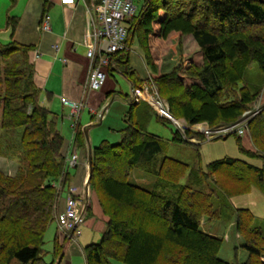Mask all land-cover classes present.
<instances>
[{
    "label": "trees",
    "instance_id": "trees-1",
    "mask_svg": "<svg viewBox=\"0 0 264 264\" xmlns=\"http://www.w3.org/2000/svg\"><path fill=\"white\" fill-rule=\"evenodd\" d=\"M17 22L18 16L9 15V36L0 38V157L16 160L18 165L13 176L0 171V264L12 259L25 264H59L70 238L63 234L53 237L50 262L43 260L42 246L47 227L59 212L61 192L67 191L71 180L63 153L65 138L55 113L40 102L41 89L29 58L32 45L13 37ZM185 33L199 47L201 61L191 60L185 67L178 64L160 75L142 78L130 65L126 48L111 53L106 78L119 70L134 88L147 83L167 99L173 115L189 123L232 122L264 87V0H143L129 20L126 44L130 48L136 37L145 63L156 73L152 38L162 39L163 44L169 36ZM256 74L260 80L251 79ZM261 106L248 122L261 155L244 148L240 135L236 139L242 152L264 160V104ZM153 112L168 120L148 101L130 97L120 139L103 138L92 148L88 183L107 219L99 241L83 248L85 264H110L111 260L231 264L218 257L222 238L204 232L200 219L214 214L212 192L222 196V205L253 188L264 195V165L222 157L203 169L198 150V165L181 184L179 177L187 164L163 155L165 140L146 128ZM78 119L73 139L77 152L85 150ZM172 139L187 141L177 130ZM136 167L154 176L153 189L130 181ZM234 214L235 230L248 252L241 264H264L261 220L245 207L236 208Z\"/></svg>",
    "mask_w": 264,
    "mask_h": 264
},
{
    "label": "crops",
    "instance_id": "crops-1",
    "mask_svg": "<svg viewBox=\"0 0 264 264\" xmlns=\"http://www.w3.org/2000/svg\"><path fill=\"white\" fill-rule=\"evenodd\" d=\"M87 1L88 0H16L11 3L10 0H6V5L1 9V14L4 9L5 12L0 18V35L6 36H0V38H8L10 29L6 25L7 17L9 15H16L18 16V22L13 37L21 43L32 45L31 50H29V58L34 65V80L41 89L40 102L48 106L57 117V127L65 138V147L63 149L65 155L71 153L74 147L70 146V128L68 126L71 107L61 101V96H65L70 100L83 99V108L81 111L87 109L91 115V117L85 114L82 115L81 111L79 113L78 120L82 130L85 126H89L88 137L85 135L86 149L85 151L79 150L78 164L69 169L71 180L67 191L64 190L61 192L58 211L63 209L65 199L68 194L72 192L70 190L74 189L72 194L77 196L76 194L80 189V185L84 180L88 179V143L91 144L92 148L95 146L96 133L93 131L94 128L100 124V120L110 115L111 107L115 103L120 106L119 113H122L125 106L128 105L125 99V101L119 100L117 95L120 91L115 90L117 79L114 73L119 72L121 74L119 70H113V74L107 77L105 83L99 89L87 90L83 93V86L88 71V59L86 57V46L84 44ZM43 12L49 14L50 27L48 30H43L40 27ZM132 64L134 67L135 63ZM112 66L115 67V64L113 63ZM151 74L157 75L156 73H140L139 76L145 78ZM128 83L130 86L129 96L131 95L132 84L130 80H128ZM110 93H114V95H112L110 101L107 102ZM47 94L50 95V98H47ZM146 94V92L142 93L141 99L151 104L146 98ZM64 106L68 107L69 112H64ZM112 125H114V123L106 125L105 128L107 132H115V127ZM103 138L107 139V137H102L101 139ZM246 138L248 137H244L243 144L246 149H249V143ZM17 166L16 160L0 157V171L3 173L13 176L16 173ZM84 201L85 204L83 207H85L86 215L84 218L86 220L82 225L85 224L87 228H92L95 232L90 239L83 240L82 242L79 241L80 236L75 240L71 239L66 248V250L68 249V255L63 256L59 264H72L75 258L73 251L70 249L71 246L76 245L78 248H82V245L88 244L90 240L94 242L95 239L93 238H95L97 234L101 236L104 229L107 218L101 212L97 201H92L93 203L91 206L88 205L87 199ZM53 222L56 223L55 219ZM99 222L102 223L99 224ZM53 235H57L61 238L62 233L59 228H57V224ZM81 251H83V249H81Z\"/></svg>",
    "mask_w": 264,
    "mask_h": 264
},
{
    "label": "rangeland",
    "instance_id": "rangeland-1",
    "mask_svg": "<svg viewBox=\"0 0 264 264\" xmlns=\"http://www.w3.org/2000/svg\"><path fill=\"white\" fill-rule=\"evenodd\" d=\"M3 1L0 0V18H1V15L5 12V9H4V11H2V14H1L2 7L6 5L5 4L6 0H3ZM133 2L139 11L142 6L143 0H133ZM0 36H6V35H0ZM2 39H7V38H2ZM162 41H163L162 39H159L156 37L152 38L151 40L152 45H154L152 49L153 50L152 53H153V58L156 57L153 60L156 65L155 67L157 68V72H156L157 75H160L164 72L172 70L173 67L178 64H182L183 67H185L186 65L190 63L191 60L201 61L200 52L198 50L199 47L197 46L196 42L194 41V39L192 38L190 34H187V33L174 34L171 37L169 36V38H167V40L163 44H162ZM126 48L129 49V55H130L129 63L132 66H133L132 63H135L136 67L135 66L134 67L138 70L139 72L138 75H140V73H147V74L152 73L151 68L145 63L143 59L141 48L137 42L136 37L133 39L132 43L130 44V48L127 46V44H126ZM253 66L254 67H251L252 71L256 68L255 64H253ZM114 75H115V78L117 79V82L115 84V90L120 91L117 96L119 100H122V101L126 100L128 103V99H130V96H127L126 98H124L123 93L127 92L129 94V91H130V86L128 83L129 79L122 73L120 74L119 72H115ZM260 78H261L260 74H256V76H254L251 79L260 80ZM0 88H1V84H0ZM112 95H114V93H110V96L108 97L107 102L110 101ZM156 98H158V100L161 99L160 101L163 100L162 103H164L165 107L168 108L169 113L173 115L170 112L169 103L167 99L165 97L159 96L158 93L156 95ZM257 103H260V105L264 104V87H263V90L259 92L256 95V97L250 102L249 107L246 110H244L237 119L233 121L245 118L249 122V120L253 117L251 116L250 111L252 110L254 105ZM127 109H128V105L125 106V109L122 113H119L120 106L117 103H115L111 107L110 115L107 118H104L103 120H100V121L98 120L100 124L97 125L96 128H94L93 130L96 133V138H95V143H94L95 146L96 144H98V142L101 140L102 137H107V139L110 140L111 142H117L120 139L119 129L125 124L123 121V116ZM64 110H65L64 111L65 113L69 112V109L66 106H64ZM81 114L82 115L85 114L86 116L88 115L89 117H91L87 109L81 111ZM173 116L177 118L178 120H180L181 122L189 123L183 117H177L175 115ZM113 123L114 125L112 126L115 127V132H107V129L105 128L106 125L113 124ZM199 123L205 124V126L211 125L206 121H201ZM68 126L70 128V146L76 149L74 140L71 141V138L73 136V129H71L69 122H68ZM146 128L148 131L161 136L165 140L166 142L165 147L162 151L163 155H167L169 157L178 159L184 162L185 164H187V167L185 168L186 170L179 177V182L181 184H184L186 182V179H187V176L190 170L195 165H198V158H197L198 150L200 153L199 165L203 169L206 168V165L210 161L221 159L222 157H233V158L243 159L259 167L264 165V160L262 158L250 157L239 149V147L237 146L236 134H229L225 138H221V136L210 138V137H206L203 134V132H201V127L199 126H196L194 128L191 127L187 130V133L189 132L187 136H191L195 134V136H198L197 140H201L199 143V147H196L195 142L173 140L172 135H173V131L176 130V125L172 121L159 119V117L154 112L151 115L149 121L147 122ZM199 135L201 136L203 135V138H200ZM245 136L248 137L246 139L248 140V143H249V150L256 152V150L258 149L255 146L253 137L249 129L246 132V135L241 136L242 144L244 142ZM261 144L264 147V143H261ZM244 148L246 147L244 146ZM257 152L260 153L261 151L258 150ZM259 155H261V153ZM78 160H79V156H78ZM87 180H84L83 183L80 185V189L77 191V194H76L77 196L72 194L73 198L78 201L79 208H82V209L84 208L83 206L85 204L84 203L85 198H84L83 193H84L86 185L89 186V195L87 197L88 205L91 206V204L93 203L92 201H95V199L92 196L90 185ZM130 181L146 189H153L155 178L154 176L148 175L140 167H136L131 173ZM214 193L215 192H212V196H213L212 197V207H213L214 214L211 216L204 215L201 217L200 219L201 229L204 232H208L209 234L222 238V244L218 250V257L220 259L228 263H231V264H241L246 261L248 257V252L246 248L243 246L242 238L237 234L235 230L234 211L236 208H239V207L249 208L253 212V214L259 220H261L260 221L261 223H259V225L261 226V231L264 235V195L256 188H253L251 189V191H249L246 194L239 195V196H233V197H230V199L228 198L229 200L227 201L228 204L222 205L223 201L220 200L222 196L219 197V194H217L218 196L217 197L216 195H214ZM65 206H66V200L64 202L63 210L65 209ZM79 208H78V211L80 210ZM85 220L86 219L84 218L83 222L77 225L76 229H78L80 233L76 235L75 237H72L71 238L72 240H75L77 237L80 236L79 241L82 242L83 240L85 241L86 239H90V237H92V235L94 234L95 231L92 228L90 229L87 228L85 224L82 225L85 222ZM101 223L102 222H99V224ZM56 224L57 223H54V222L49 224L45 232V235H44V244L42 246V249H43L42 257H43V260L46 262H50L52 260L53 253H52L51 244H52V239L54 237L53 234L55 232ZM80 227H81V230H80ZM99 238L100 236H98L97 234V236L93 238L95 239L94 242L98 241ZM90 242H93V240H90L88 243ZM86 244H83L82 248H78L76 245L71 246L70 249L73 251V255L75 258L72 264H85L84 257H83L84 254H83V251H81V249H83ZM150 246H151V243H148L146 247L148 248ZM263 247H264V244H263ZM65 251H66V254L64 253V256H67L68 249ZM262 259L264 260V257ZM8 264H25V263L20 262L17 259H12ZM110 264H125V263L118 261V260H111Z\"/></svg>",
    "mask_w": 264,
    "mask_h": 264
},
{
    "label": "built area",
    "instance_id": "built-area-1",
    "mask_svg": "<svg viewBox=\"0 0 264 264\" xmlns=\"http://www.w3.org/2000/svg\"><path fill=\"white\" fill-rule=\"evenodd\" d=\"M86 5L87 16L84 44L86 46V57L88 59V71L83 86V93L87 90L98 89L103 85L107 76L105 68L110 63V55L115 51L126 48L129 20L137 13V7L133 0H88ZM40 27L43 30L49 29L48 13H44ZM144 92L147 93L146 98L153 104L157 113L171 120L176 125L181 135L190 140L196 141L197 137L195 134L187 136V130L196 126L201 127V132H203L206 137L210 138L230 133L243 135L247 132L248 121L245 118L210 126H205V124L199 122H181L169 113L168 108L162 103L163 100L160 101L161 99L158 100V98H156L157 92L154 87H150L147 84L143 88H135L133 90V96L137 100ZM61 100L63 103L68 104L71 107L69 125L71 129H73V136L71 138V141H73L76 119L83 106V99L70 100L65 96H61ZM260 108V103L255 104L250 111L251 116H254ZM77 162L78 154L74 149L66 156L65 164L68 167H73ZM70 191L74 192V189H71ZM72 192L66 198L65 209L57 213L55 216L60 231L68 235L70 238L75 237L80 233L76 227L82 223L84 219V211L82 208H79L78 201L73 198ZM83 194L84 198L87 199L89 195V187L87 185L85 186ZM78 208L80 209L79 211Z\"/></svg>",
    "mask_w": 264,
    "mask_h": 264
},
{
    "label": "water",
    "instance_id": "water-1",
    "mask_svg": "<svg viewBox=\"0 0 264 264\" xmlns=\"http://www.w3.org/2000/svg\"><path fill=\"white\" fill-rule=\"evenodd\" d=\"M88 128H89V126H85L83 128L86 137H88ZM91 160H92V146H91V144L88 143V179H89L90 174H91V169H90L91 168Z\"/></svg>",
    "mask_w": 264,
    "mask_h": 264
}]
</instances>
